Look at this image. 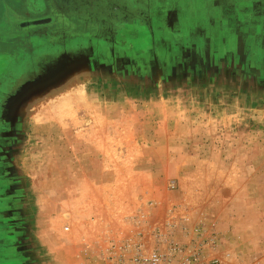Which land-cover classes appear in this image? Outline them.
Instances as JSON below:
<instances>
[{"label": "rangeland", "instance_id": "1", "mask_svg": "<svg viewBox=\"0 0 264 264\" xmlns=\"http://www.w3.org/2000/svg\"><path fill=\"white\" fill-rule=\"evenodd\" d=\"M4 2L0 264H264V0Z\"/></svg>", "mask_w": 264, "mask_h": 264}, {"label": "water", "instance_id": "2", "mask_svg": "<svg viewBox=\"0 0 264 264\" xmlns=\"http://www.w3.org/2000/svg\"><path fill=\"white\" fill-rule=\"evenodd\" d=\"M48 20H46V17L44 18H39V19H36V20H32V21H29V22H24V21H21L23 23H20V27L22 29H25V28H28L30 26H38V25H42L44 23H46Z\"/></svg>", "mask_w": 264, "mask_h": 264}, {"label": "built area", "instance_id": "3", "mask_svg": "<svg viewBox=\"0 0 264 264\" xmlns=\"http://www.w3.org/2000/svg\"><path fill=\"white\" fill-rule=\"evenodd\" d=\"M157 260L154 255L146 257L144 260H134L132 264H156Z\"/></svg>", "mask_w": 264, "mask_h": 264}, {"label": "flooded vegetation", "instance_id": "4", "mask_svg": "<svg viewBox=\"0 0 264 264\" xmlns=\"http://www.w3.org/2000/svg\"><path fill=\"white\" fill-rule=\"evenodd\" d=\"M47 5H48V7H49V9L51 10V8L53 9V3L52 2H50V1H48V3H47ZM50 16H46V19L47 18H49ZM52 20V19H51ZM45 25H47V23H44V24H42V25H38L37 27H40V26H45ZM80 27H82V26H80Z\"/></svg>", "mask_w": 264, "mask_h": 264}, {"label": "crops", "instance_id": "5", "mask_svg": "<svg viewBox=\"0 0 264 264\" xmlns=\"http://www.w3.org/2000/svg\"><path fill=\"white\" fill-rule=\"evenodd\" d=\"M6 1H8V0H6ZM19 1H20V0H16L15 3L19 2ZM2 2H3V4L6 6V8H11V7H9V6H7V5L5 4L4 0H2ZM6 3H7V2H6ZM3 10L5 11L4 7H3Z\"/></svg>", "mask_w": 264, "mask_h": 264}]
</instances>
